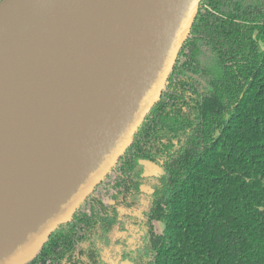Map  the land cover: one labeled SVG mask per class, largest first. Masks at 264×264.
Segmentation results:
<instances>
[{"label":"trees","instance_id":"obj_1","mask_svg":"<svg viewBox=\"0 0 264 264\" xmlns=\"http://www.w3.org/2000/svg\"><path fill=\"white\" fill-rule=\"evenodd\" d=\"M262 43L264 0H202L161 100L26 264H105L97 242L125 221L145 229L136 264H264ZM144 162L165 174L146 175ZM142 185L154 190L143 221L119 212L140 208Z\"/></svg>","mask_w":264,"mask_h":264},{"label":"water","instance_id":"obj_2","mask_svg":"<svg viewBox=\"0 0 264 264\" xmlns=\"http://www.w3.org/2000/svg\"><path fill=\"white\" fill-rule=\"evenodd\" d=\"M201 1L0 2V59L39 39L57 50L42 115L0 176V264L33 260L111 173L161 100Z\"/></svg>","mask_w":264,"mask_h":264},{"label":"bare ground","instance_id":"obj_3","mask_svg":"<svg viewBox=\"0 0 264 264\" xmlns=\"http://www.w3.org/2000/svg\"><path fill=\"white\" fill-rule=\"evenodd\" d=\"M57 50L52 41L33 40L12 60L0 59V176L19 155L50 95Z\"/></svg>","mask_w":264,"mask_h":264},{"label":"flooded vegetation","instance_id":"obj_4","mask_svg":"<svg viewBox=\"0 0 264 264\" xmlns=\"http://www.w3.org/2000/svg\"><path fill=\"white\" fill-rule=\"evenodd\" d=\"M146 175L160 176V174L152 175L151 173L149 174L146 173ZM142 186L147 187L149 192L143 193L141 191L142 194L145 195V197L140 199V204H141L140 208L135 211L126 208H120L119 212L121 209H124L126 210V212L124 213L120 212L121 214H125L132 217L134 216L143 221L144 219L143 212L147 207L148 198L154 194V190L147 185H142ZM150 191H152V193H150ZM144 241H145L144 226L140 223L134 224L125 221L121 223L119 227L115 230V232L112 235V240H110V242H104L99 240L97 244H98V248L101 251L102 261L105 264H136L135 259L137 256V250L142 245H144Z\"/></svg>","mask_w":264,"mask_h":264},{"label":"rangeland","instance_id":"obj_5","mask_svg":"<svg viewBox=\"0 0 264 264\" xmlns=\"http://www.w3.org/2000/svg\"><path fill=\"white\" fill-rule=\"evenodd\" d=\"M262 47L264 48V43H262ZM202 60H203L204 62H206L207 60H210V54H209V51H206V53H204V54L202 55ZM155 229H156V231L159 232V233L162 232L163 229H164V224L161 223V222H155Z\"/></svg>","mask_w":264,"mask_h":264}]
</instances>
